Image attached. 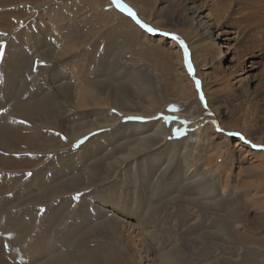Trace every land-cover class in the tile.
<instances>
[{"label": "rangeland", "instance_id": "1", "mask_svg": "<svg viewBox=\"0 0 264 264\" xmlns=\"http://www.w3.org/2000/svg\"><path fill=\"white\" fill-rule=\"evenodd\" d=\"M124 1L134 9L140 19L158 31L149 33L141 28L126 12L120 11L113 0H27L18 2L17 9L12 6L15 9L14 14L6 13L12 24L15 20L14 26L3 27V32L0 31V41H5L7 47L9 44L19 46L20 42H27L28 45L22 47L23 50L18 47L19 51L22 54L30 53L29 59L37 61L43 57L42 51H53L49 57L50 62L44 61L46 66L44 65L43 75L34 86L32 84L33 89L30 92L37 91L40 96L50 91L56 92L58 102L50 110L51 115L53 114L51 117L55 119H52V124H44L42 120H37L36 126L41 133L35 134L37 139L34 137L33 141L45 142V146L39 151L40 155L36 154L37 164L35 163L28 172L34 174L38 169H46L48 173L55 174L54 165L62 163L66 168L60 175V180L77 174L83 183L89 165L101 164V167L98 168L99 176L98 173L94 176L98 182L69 191L67 194L63 193V197L62 195L56 197L55 193L44 197L48 190L55 189L56 183L47 176L37 186L25 191L24 195L46 199L47 202L44 210L33 217L32 224H29L27 218L24 220V227L34 228L30 232L22 233L18 229L8 230L5 223L13 214L21 211L23 205L13 203V207H4L3 202L12 201L8 199L13 197L12 190L24 189V184L33 174L31 176L22 174L23 176L15 181L1 179L2 183H9L6 192L0 191V212L6 209L4 215L0 213L2 219L0 250L4 248L8 251L5 249L6 244L13 246L25 243L36 236L34 252L38 253L43 246L41 234L44 233V229L53 233L61 232L70 220L76 219V212L85 211L84 213L89 215L88 225L80 226L73 234L74 249L80 257L78 264H89L98 258H101V264H162V255L158 253L155 241V237L159 236L162 237L164 244L179 247L178 264H264V156L254 158L251 152L245 151L242 145L238 144V137L229 135L227 128V132H223L219 118L209 104V94L213 95V92L219 89L214 80L218 77L215 73H219L220 63L230 69L238 58L242 57V49H247L248 57L250 56L248 62L254 68V76L264 79V41L260 44L261 47L255 44L253 48L250 46V38L240 34L248 31L253 24L254 26L264 24L262 21L264 0H195L196 8H193L192 12L188 11L191 29L195 28L198 30L197 34L208 36L212 32L214 36L216 32L214 25L220 22L217 33L223 29L229 31L223 37L228 39L227 41L223 39L218 41L224 49L223 55L208 58L205 68L200 67L194 59L193 41L181 31L182 27H185L184 13L190 7L185 5V1ZM0 9L2 11V7ZM207 12L212 13L211 17L209 16L212 27L209 28L202 25V22L208 20ZM2 14L0 13L1 18L6 17ZM192 19L194 23L191 22ZM201 19L205 21H200ZM163 32L174 35H165ZM174 36H179L186 43L189 49L188 60L193 65L194 73L189 72L183 48ZM33 37L41 41L40 46L35 45ZM29 46L31 49L25 52ZM61 50L69 51L64 53L65 51ZM3 57L0 59L2 73L5 53ZM61 63L67 64L68 70L64 77L56 78L57 75H54V78L52 76L55 73L54 67L59 72L62 71ZM22 65L25 66L23 63L18 67L24 75ZM26 71L30 72L31 69L27 68ZM79 77L87 84H96V94L101 104L75 107L73 92ZM26 78L27 74L24 75L22 83L16 85L13 91L14 98L19 96ZM205 79L210 81L207 89L203 85ZM197 80L200 81L204 101L200 99V92L196 87ZM60 85H67L68 90L59 91ZM147 91H152L154 95L153 104L144 98ZM28 96L27 94L24 98L26 101L30 98ZM104 99L110 100L112 104ZM143 100L149 107L146 110L148 112L142 109V104L145 103ZM11 102L12 100L6 99L2 103L9 105ZM248 105V103L242 105L237 111L234 109L237 120L246 116ZM227 106L230 109V105ZM132 117L143 119H131ZM163 117L171 119L166 122ZM159 122L165 127V139L162 140L163 136H160V140L152 137L154 141L151 148L138 147L141 133L136 127L141 124L144 128H150ZM96 123L102 126L74 140L73 127H88ZM225 139L228 142H225ZM52 141L53 147L48 144ZM144 142H148V137ZM254 150L264 155V143ZM62 151L63 154L60 155ZM133 151L136 152L131 153ZM185 151L195 154L191 159L198 168L209 167L201 179L196 178L189 182L176 176L177 169L183 168L185 157L188 156ZM26 152L35 151L15 150L13 154L16 161L11 164H7L6 161L3 164L0 162V169L7 171L9 165L24 161L26 158L21 156ZM2 154L0 161L4 158ZM214 155L218 160L215 158L213 160L218 161L219 168H216L215 164L207 165L209 158ZM29 156L32 157V154ZM10 172L18 173L15 169H10ZM113 187L116 189L110 194L122 187L124 199L140 200L137 201V206L141 208L142 215L144 216L146 211L151 214V221H154L155 235L143 230L142 226H136V221L131 218L124 217L125 223L121 224L125 227L124 233L131 235L133 232L143 244L142 260L139 262L137 259L133 261L129 259V243L125 236L124 252L121 250L119 240L123 238V234L119 231L110 229L108 238L93 234L104 228L93 224L101 223L107 216L122 217L116 211H111V208L107 212L108 215L93 214L94 211L87 208L89 206L87 204L98 205L97 198L103 191ZM196 191L205 193L207 198L204 197L205 208L202 211L205 226L200 222L194 226L197 229H194L188 228L187 225H190L193 218L198 215L197 208L187 203L189 199L197 197ZM26 196L22 195L20 199L25 200ZM199 196L201 195L198 194ZM61 199L69 200L71 204L68 202V207L62 210L52 223H44L46 211L52 209ZM187 209L191 213L189 216ZM70 212L72 213L69 217ZM187 218L191 221L187 222ZM94 221L96 222L93 223ZM108 228L109 226L106 229ZM199 233L205 238L204 245L194 240ZM88 240L97 243L103 241L102 245L107 248L108 243L104 242L105 240L111 241L112 244L116 243L106 252L97 251L98 257L87 262L83 259L84 253H92V246L88 244ZM30 252L31 250L28 255ZM45 257L48 256H39L40 260L34 263H42Z\"/></svg>", "mask_w": 264, "mask_h": 264}, {"label": "bare ground", "instance_id": "2", "mask_svg": "<svg viewBox=\"0 0 264 264\" xmlns=\"http://www.w3.org/2000/svg\"><path fill=\"white\" fill-rule=\"evenodd\" d=\"M23 1L25 2L27 0H4L3 2L0 1L2 2V6H0L2 7V11L0 9V13H3L2 15H5V16H6V13H13L15 9H13L12 6H14L17 9L16 4L18 2L21 3ZM181 1L183 2L185 1L186 2L185 5H189L190 7H188V9L186 8L187 11L186 13H184L185 14V18H184L185 27H182V30L181 29L180 30L182 31L183 35H187V37L191 38V40L193 41L192 46L194 49L193 50L194 59L197 61L200 67L203 66L205 68L206 64L208 63L207 62L208 58L220 57L221 55H223L224 49H222V45L218 41H221L223 37L225 36V34L229 31L223 29L222 31H220V33H217L218 29L220 28L218 26L219 25L218 23L220 22H218L217 25H214L213 23L215 30H216V32L214 33V36L212 32H210L211 34L210 36H208V34L207 35L197 34L198 33L197 29L190 28L189 18L191 17H189L190 15L188 16L189 14L188 11L191 10L192 12L194 11L193 8H196L194 4L196 2L195 0H190V1L181 0ZM38 4H42V3H38ZM196 6L198 7V5ZM204 11L206 10H203V12ZM207 13L208 14L206 15V17L208 18V20H206V22H202V25L204 24L203 25L204 27L209 28L210 26L212 27V25L210 24L212 20L211 21L209 20L212 13L210 12H207ZM192 14L194 15V12ZM197 18H198V15H197ZM202 20L203 19H201L200 21ZM192 21L194 23L193 19L191 20V22ZM203 21H205V19ZM262 21L264 22V18H262ZM259 23L261 24V22ZM14 24H15V20H14V23L12 24L10 22V19L7 18V16L3 18L0 17V31L3 32V29H2L3 27L14 26ZM256 24H258V22ZM254 25L255 24H253L248 31L240 33V34H242L241 36L245 35L247 36V38H250V46L253 47L256 44V46L259 47L262 41H264L262 40V38L264 37V24H261V25L258 24L257 26H254ZM17 33H19V31ZM165 33L166 32H163V34ZM235 38L238 39V37H235ZM0 39H1V35H0ZM33 40L37 47L41 45V41L35 39L34 37H33ZM223 40L227 41L228 39H223ZM232 40L234 39L232 38ZM3 42L5 43L4 53L6 54V57L5 59H3V63H2L3 73L0 70V109H7V108L8 109L5 113L0 114V154L3 153L2 155L4 156V158H1L0 162L1 164H3V162L6 161L7 164H11V162L16 161L15 156L13 154L15 150L24 149V150H34L36 152V153L26 152L22 154L21 158H26V159L19 163L9 165L7 171H5L4 169H0V191L6 192L8 190L7 184L9 182L2 183L1 179H10L14 181L15 179H20L23 175H27L29 173L28 171L31 170V167L34 166L35 163L37 162L35 161L36 160L35 156L41 154L39 153V151L43 149V147L45 146V142L36 143L33 141V139L35 138L37 139V137H35L34 135L41 133V130L39 129V127L36 126L37 125L36 122L37 120H42L44 124H52V119L54 117L53 118L51 117L53 114L51 115L50 110L52 109L53 106L57 104L58 98L56 96L57 95L56 92H52V91L47 92L46 94H43L42 96H40L41 94L37 93V91L33 93L30 92V90L33 89V86L36 84V82L43 75L45 66H46L44 61L50 62L49 57L50 55H52L53 51H49V50L42 51L41 54L43 55V57H41L39 60L42 63L37 64L36 59L34 60L29 59L28 55L30 53L29 54L25 53V52H29V50L31 49V46H29L28 51L24 52L25 54H22L21 51H19L18 49L19 46L21 49L22 47L25 48L24 46H26L27 42H20L19 46H11L9 44L8 47H7V43L5 41ZM74 44L75 43H73V45ZM246 50L247 49H242L241 51L243 53L242 57H239L236 63L232 65L230 69L228 68V66H223L222 62L220 63L221 65L220 71L219 73H215L217 74L218 77H216V80H214V82L216 81L215 84L218 85L219 89L215 90L213 92L214 93L213 95L209 94V97H210L209 104L212 107L213 111L216 113L217 117L219 118V124L221 126V130L223 132L224 131L227 132L226 130L227 128L228 133H241V135L239 136L235 135L239 139L238 144L242 145V148H244L245 151L251 152L250 154L253 155L255 158L258 156H261V157L264 156L259 151L254 150V149H257L259 145L264 143V138H262L264 137L263 136V132H264V79L259 78L260 79L259 80L258 78L254 76V68L248 62V60L250 59V56L248 57ZM63 51H65L64 53H67L69 50H63ZM252 56H255V55H252ZM188 58H189V55H188ZM223 60H224V57H223ZM23 63L25 64V66L22 65L24 66V70L26 71L27 68H30L31 71L30 72L26 71L27 73H25L24 71V75L27 74V78L21 86L22 89L19 92V96H17V98H14L13 91L16 85L22 83L21 81H23V77H24L23 71H21V69L18 67V65L23 64ZM66 65L67 64L65 63L60 64V66L62 67L61 69L62 71L60 72L57 70L56 67H54L53 71H55V73L52 76L54 77V75H57L56 78L64 77V75L66 74V71L68 70V69L66 70L67 68ZM211 75H212V72H211ZM203 85H204V88L207 89L210 85V81H208V79H205ZM60 86L61 87H59V91L68 90L67 85H60ZM95 86L96 84L95 85L87 84L80 77L78 78V81L75 83V92H73V98L75 99L74 101L75 107H83V106H88V105L94 106V105L101 104V102L99 101V97L96 94ZM41 92H43V90ZM27 94L29 95L28 97L30 98L26 101V99L24 98L26 97ZM211 95L213 96V98L211 97ZM153 97L154 95L152 91H147L144 94V98L149 99V102L151 104H153L154 102ZM6 99L12 100V102L9 105H3L4 103L2 102H5ZM104 100H106L109 104L111 102L110 100H107V99H104ZM143 101L145 103L142 104V109L146 111L147 109H149V107H147L146 101L145 100ZM247 103L249 104L248 105L249 109L246 113V116L243 119L237 120L238 118L237 119L235 118L234 109L235 111H237L238 108H240L242 105H246ZM227 105H230V109ZM100 111H103V110H100ZM8 112H12V114L9 115ZM21 121H24L25 123H21ZM30 126H34V127L30 128ZM98 126H102V125L101 124L99 125L96 123V124H93V126L90 125L88 127L87 126H80V128L73 127L72 134L74 136L73 138H75L74 140L94 130L95 128H98ZM136 130L141 133L139 143L137 144L138 147H144V146L148 147L149 146L151 148L153 146V141H154L153 139H159L160 136H163L162 140L165 139L164 135L166 134L165 133L166 131H165L164 125H162V122L156 123L153 126L151 125L150 128L149 127L144 128L141 124H139L136 127ZM147 131H150V132H147ZM147 137H148V142L145 143L144 140H147ZM67 139H70V138H67ZM225 142H228L227 139H225ZM48 144L51 145L52 147L54 145L53 141L52 143H48ZM187 145L189 146V144ZM253 145H257V147H254ZM85 151L83 154H85ZM130 151L132 150L130 149ZM74 152H72V154H74ZM135 152L136 151H133L131 153H135ZM186 153L188 154V156L185 157V160L183 163L184 166L180 170L177 169L176 176L178 175L181 179H183V181H189V182H192L196 178L201 179L202 177H204V174L208 172L207 169L209 167H207L206 169L198 168L196 165L193 164L192 159H191L193 155L195 154H190L189 152H186ZM29 154H32V157L29 156ZM59 154L60 155L63 154V151L62 153H59ZM10 158L12 160H10ZM214 158L218 160L217 157H215V155L214 157L211 156L209 158L207 165L210 166V165L215 164L216 168H219L218 161H214L213 160ZM73 161L74 160H72V162ZM77 162H78V159H77ZM7 164H4V165H7ZM69 166L67 167L70 169ZM100 167H101V164H95L92 166L89 165V167L87 168L88 170H86L88 171V173L86 174L83 173L85 174L83 183H82L80 176L77 174L76 175L74 174L72 177L67 178L65 180H60L59 179L60 175L63 174L64 169L66 168V167L64 168L62 163H56L54 165L53 169L56 170L55 174L48 173L46 169H38L34 174L32 173L33 175L31 176V178L24 184L25 185L24 189L19 188V190H15V189L12 190L13 197L8 198V199H12V201L9 200L7 202V200H4L3 202V204H5L4 207H13L12 206L13 203H17L18 205H23V208L21 211H19L17 214H13L10 218L7 219L5 223V227H7L8 230L18 229L20 233L30 232L34 228V226L24 227L23 222L27 218L29 224H32L33 217L38 212H42L41 209L44 210L45 203L47 202V200L37 199L36 197H32V196H26L24 195V193L25 191H28L29 189H32L33 187L37 186L43 178H46V176L49 178V180H52L56 183H55V189L48 190L44 194V197L52 193H55L56 197H60L63 193L67 194L69 191H72L75 189L78 190V189L84 188L85 186L86 187L91 186L94 183L98 182V181H95L94 176L98 173V168ZM10 169H15L17 170L18 173L11 174ZM97 176H99V173L97 174ZM115 189L116 187H113V188H110V190L103 191V194L100 195L99 198H97L98 205L93 206L91 204H87L89 205L87 206V208H89L88 210L94 211L93 214H103V215H108L107 212H109L111 208L112 209L111 211H116L117 213H119L118 215L122 217L107 216V218H104V220L101 221V223L93 224V226L98 225L100 227H104L102 228V230H98L94 232L93 234H97L98 236L104 235L106 236L105 238H108L110 229L113 231H119L120 233L123 234V238L119 240V243L121 244V250L124 252V236H125V240L129 243L128 244L129 259L131 261L137 259L136 261L139 262L142 260L141 249L143 248L142 247L143 244L141 243L138 235L134 234L133 232L131 235L124 233L125 227L124 225H121V224L125 223L124 217L131 218L133 221H136V226L138 227L142 226L143 230H145L149 234H154L155 224L153 223L154 221H151L152 219L151 214L145 211L144 212L145 215L144 216L142 215V210H140L141 208L137 206V201H140V200L133 201L128 198L124 199V193H122V187H119L117 192L110 194ZM196 194H197V197L189 199V202L187 203V204H193L197 208L198 215H196L193 218V221L190 225H187L188 228H194V229L196 228L194 226L200 222H202L203 226H205V221L203 222L204 214H202V211L205 208L204 207L205 200H206L205 198H207V196H205V193L203 192L200 193L199 191H196ZM198 194H200L201 196L198 197ZM22 195L26 196L25 200L20 199V196ZM63 196L64 195H62V197ZM68 202L71 204V201L69 200L66 201V199H61L60 202L57 203L52 209L47 210L45 214V218H44V223H49V222L52 223L55 220V218L59 216V213L68 207L67 205ZM107 209L108 211H106ZM5 211L6 209L1 211L0 213L4 215ZM187 211H188L187 216H189V214L191 213L189 212L188 209ZM84 212H81V211L80 213L76 212L75 213V215H77L76 219H74L73 221L70 220L67 226L65 227V229L61 232L53 233V232H50L48 229H44V233L41 234V242L43 243V246H41L38 253L34 252V244H35L36 236L33 239L28 240V242L5 247V249L8 251H5L4 248H2L0 250V264H9V262H14L15 264H19V263L31 264V263H34L40 260V258L38 257L42 255H47L48 257H45L44 258L45 260L42 263H34V264H78L80 257L78 256V254L75 252V249H74L75 241H74L73 234H74V231L77 230L80 226L88 225L87 221L89 220V217H88L89 215L85 214ZM71 213L72 212L68 214L69 217L71 216ZM186 221L189 222L191 221V219L187 218ZM95 222L96 221H94L93 223ZM1 223H2V219L0 218V228H1ZM108 226L109 228L106 229ZM134 232H136V230H134ZM194 240H198L200 241L199 243L204 245L205 238L201 235V233H199L197 235V238L196 239L194 238ZM1 241L2 239H0V246H2ZM155 241L157 245L156 246L157 251L160 255H162V258H161L162 264H178V262L180 261L179 247L177 245L169 246V245L164 244L163 239L160 236L155 237ZM87 242L88 244L92 246V253L86 252L83 255L84 257L83 259L87 262H89L91 258L98 257L97 251L106 252V250H110L112 245L116 243V242H113L112 244L111 241L105 240L104 242L108 243V248H107L102 245L101 242L103 241L101 242L99 241L97 243L95 241L88 240ZM29 250H31L30 255H28ZM4 256H6L7 258H5ZM100 259L101 258H98L97 260L92 261L89 264H101Z\"/></svg>", "mask_w": 264, "mask_h": 264}, {"label": "snow or ice", "instance_id": "3", "mask_svg": "<svg viewBox=\"0 0 264 264\" xmlns=\"http://www.w3.org/2000/svg\"><path fill=\"white\" fill-rule=\"evenodd\" d=\"M113 3L120 9V11L122 12H126L128 16H130L133 20H135V22L143 29L147 30L148 32H156L158 31V29L151 27L149 24H147L146 22L142 21L141 19H139L137 13L126 3H123L122 0H113ZM165 35H174V34H170V33H165ZM174 38L176 40L179 41L181 47L183 48L184 51V56H185V61L187 63L188 69L190 73H194V69H193V65L190 62V60H188V47L186 45V43L179 37V36H174ZM4 47H5V43L3 41H0V59L3 58L4 55ZM37 64L42 63L41 61H36ZM196 87L197 90L200 92V99L201 101H204V95L203 92L200 91V81L197 80L196 81ZM206 106V104H205ZM173 108H175V105L172 106ZM7 109H0V113L2 112H6ZM115 111V110H113ZM165 119V121L167 122L169 119H171L170 117H163ZM131 119H143L142 117H132ZM21 123H25L24 121H21ZM177 131H179V129H177ZM229 135H241V133H228ZM254 147H257V145H253ZM28 176H31L32 174L29 172L27 174ZM41 211H43V209H41ZM8 245L6 244L5 247H7Z\"/></svg>", "mask_w": 264, "mask_h": 264}, {"label": "water", "instance_id": "4", "mask_svg": "<svg viewBox=\"0 0 264 264\" xmlns=\"http://www.w3.org/2000/svg\"><path fill=\"white\" fill-rule=\"evenodd\" d=\"M123 3H126L124 0H122ZM127 4V3H126ZM128 5V4H127ZM140 19V18H139ZM135 21V20H134ZM152 27V26H151ZM147 31V30H146ZM148 32V31H147ZM157 32V31H156ZM156 32H149V33H156Z\"/></svg>", "mask_w": 264, "mask_h": 264}]
</instances>
